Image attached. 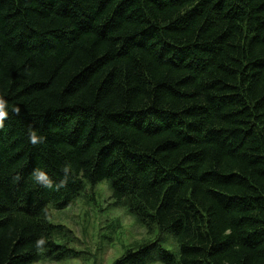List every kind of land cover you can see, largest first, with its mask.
I'll return each mask as SVG.
<instances>
[{"label":"trees","instance_id":"trees-1","mask_svg":"<svg viewBox=\"0 0 264 264\" xmlns=\"http://www.w3.org/2000/svg\"><path fill=\"white\" fill-rule=\"evenodd\" d=\"M0 112V264L77 258L51 208L104 181L162 264H264V0H0Z\"/></svg>","mask_w":264,"mask_h":264},{"label":"rangeland","instance_id":"rangeland-1","mask_svg":"<svg viewBox=\"0 0 264 264\" xmlns=\"http://www.w3.org/2000/svg\"><path fill=\"white\" fill-rule=\"evenodd\" d=\"M50 222L63 227L54 232V241L81 254L75 259L68 256L61 261L41 256L34 264H112L125 250L144 242L153 244L147 264H162L159 261L161 250L179 256L175 235L161 233L157 226L149 229L139 222L128 211L125 201H114L108 181L93 189L87 185L63 209L51 208Z\"/></svg>","mask_w":264,"mask_h":264},{"label":"clouds","instance_id":"clouds-1","mask_svg":"<svg viewBox=\"0 0 264 264\" xmlns=\"http://www.w3.org/2000/svg\"><path fill=\"white\" fill-rule=\"evenodd\" d=\"M0 115H3V113L0 112ZM37 179L42 181V180H45L46 177L44 176L43 173H38V174H37Z\"/></svg>","mask_w":264,"mask_h":264},{"label":"bare ground","instance_id":"bare-ground-1","mask_svg":"<svg viewBox=\"0 0 264 264\" xmlns=\"http://www.w3.org/2000/svg\"><path fill=\"white\" fill-rule=\"evenodd\" d=\"M201 191V190H200ZM197 242V241H196Z\"/></svg>","mask_w":264,"mask_h":264}]
</instances>
